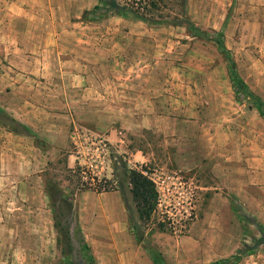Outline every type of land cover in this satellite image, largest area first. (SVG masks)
<instances>
[{
    "label": "rangeland",
    "instance_id": "1",
    "mask_svg": "<svg viewBox=\"0 0 264 264\" xmlns=\"http://www.w3.org/2000/svg\"><path fill=\"white\" fill-rule=\"evenodd\" d=\"M97 1L53 0V20L67 41L59 47L63 56L49 59L50 71H84L89 103L78 130L83 134L68 149L51 151L45 183L52 232L23 239L39 247L28 264L67 261V228L69 264H153L148 249L168 264H209L233 255L243 242L252 245L264 236V119L251 99L235 95L216 41L222 32L240 77L264 102V0H185L189 21L180 23L174 21L178 0L164 10L167 23L118 16L115 0H107L114 6L105 17L90 13ZM81 37L84 45L77 43ZM33 95L41 103L48 98L40 89ZM69 151L81 152L79 169L66 168ZM105 168L109 173H98ZM130 169L151 178L158 191L146 227L132 202ZM105 181L106 191L97 193L94 186ZM65 194H72L68 203ZM114 199L123 206L117 221L106 211ZM237 264H264V245Z\"/></svg>",
    "mask_w": 264,
    "mask_h": 264
},
{
    "label": "crops",
    "instance_id": "2",
    "mask_svg": "<svg viewBox=\"0 0 264 264\" xmlns=\"http://www.w3.org/2000/svg\"><path fill=\"white\" fill-rule=\"evenodd\" d=\"M0 1V33L4 35L0 40V107L13 112L31 131L21 134L0 125V264H28L39 247L23 244V239L52 232L53 210L45 183V172L53 161L51 151L68 149L71 140L83 134L78 130L85 124L89 82L84 71H50L49 59L63 56L59 47L67 41L59 31L61 23L53 20V0ZM77 41L86 42L83 37ZM39 89L43 98L48 97L45 102L32 96ZM82 161L80 151H69L65 166L78 168ZM102 172L109 173V169L98 173ZM83 194L76 195V203ZM106 206L107 212L117 215L116 221L121 218L120 200Z\"/></svg>",
    "mask_w": 264,
    "mask_h": 264
},
{
    "label": "trees",
    "instance_id": "3",
    "mask_svg": "<svg viewBox=\"0 0 264 264\" xmlns=\"http://www.w3.org/2000/svg\"><path fill=\"white\" fill-rule=\"evenodd\" d=\"M178 1H180V10L178 12V17H174V21L180 23L181 21H187L188 18L185 11L186 1ZM115 2L117 4V15L123 18H131L144 23H167L170 21L168 18L169 14L164 11L167 8L168 2H170V0H115ZM109 5L114 6L113 4L108 3L107 0H98L90 13L100 11V16L105 17L109 13ZM86 14H88V12H84V15ZM156 15L158 18H156ZM196 32L201 33L202 36L205 35L204 32H200L199 29H197ZM217 36L219 37L216 41L217 48L221 53L225 54V58L227 59L228 76L235 95L251 99L253 101V107L257 111L258 115L264 119V102L259 97L251 93L247 84L240 77L236 68V63L229 56L228 50L224 45L223 33L218 32ZM3 119L11 123L13 128L6 126ZM0 125L17 133H21L19 130H17V127H20L26 132V134H30L26 128L21 126V124L13 119L2 108H0ZM128 180L131 186L130 193L132 196L133 205L135 207V212L137 214V219L142 226L146 227L152 221V218L158 207V191L156 189V185L151 178L145 175L142 171L137 170H128ZM103 184L104 185L99 184L94 186V190L97 193L106 191V181ZM85 186L88 189H93L91 183H86ZM71 198L72 194H65L63 199L64 203H68L67 201ZM68 205L71 209V204ZM233 209L234 211H237L236 208ZM237 217L239 222L244 224L245 217L241 215H238ZM131 223L132 219L129 217V228L132 229ZM135 234L137 236L138 242H141L142 235L138 236L137 232H135ZM63 237L67 248L64 258L68 259L63 264H69V258L71 255V236L68 228L63 231ZM261 245H264V236L256 239L252 245H248L247 243L243 242L241 248H239L233 255L229 256L228 258L213 261L209 264H237L245 255L252 254ZM82 250L87 254L89 261L92 262L93 258L90 255V248L84 241H82ZM148 253L150 254L153 264H168L159 253H156L151 249H148Z\"/></svg>",
    "mask_w": 264,
    "mask_h": 264
},
{
    "label": "built area",
    "instance_id": "4",
    "mask_svg": "<svg viewBox=\"0 0 264 264\" xmlns=\"http://www.w3.org/2000/svg\"><path fill=\"white\" fill-rule=\"evenodd\" d=\"M103 146V148H101L102 149V155H104V156H102L101 158L103 159V160H105L106 159V157H105V153H106V150H104V148H105V146L102 144L101 145V147ZM103 152H104V154H103Z\"/></svg>",
    "mask_w": 264,
    "mask_h": 264
}]
</instances>
